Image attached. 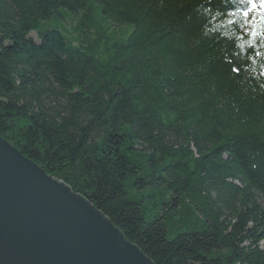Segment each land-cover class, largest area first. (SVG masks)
Wrapping results in <instances>:
<instances>
[{"label":"trees","instance_id":"1","mask_svg":"<svg viewBox=\"0 0 264 264\" xmlns=\"http://www.w3.org/2000/svg\"><path fill=\"white\" fill-rule=\"evenodd\" d=\"M245 7L0 0V136L155 264H264V39L241 37Z\"/></svg>","mask_w":264,"mask_h":264},{"label":"water","instance_id":"2","mask_svg":"<svg viewBox=\"0 0 264 264\" xmlns=\"http://www.w3.org/2000/svg\"><path fill=\"white\" fill-rule=\"evenodd\" d=\"M0 264H155L86 198L0 136Z\"/></svg>","mask_w":264,"mask_h":264},{"label":"snow or ice","instance_id":"3","mask_svg":"<svg viewBox=\"0 0 264 264\" xmlns=\"http://www.w3.org/2000/svg\"><path fill=\"white\" fill-rule=\"evenodd\" d=\"M239 3L247 5L245 8H239L237 11L241 12L243 22L240 25L241 37H249L255 39L257 36L264 39V0H239ZM230 24L235 25V20H230ZM256 55H260L259 52ZM232 72L239 74V68H232ZM264 74V73H262Z\"/></svg>","mask_w":264,"mask_h":264}]
</instances>
